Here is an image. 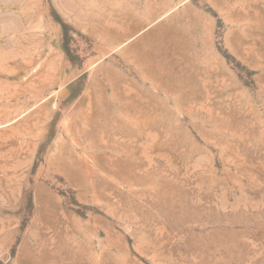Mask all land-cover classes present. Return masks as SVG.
I'll list each match as a JSON object with an SVG mask.
<instances>
[{
  "label": "rangeland",
  "instance_id": "374dc122",
  "mask_svg": "<svg viewBox=\"0 0 264 264\" xmlns=\"http://www.w3.org/2000/svg\"><path fill=\"white\" fill-rule=\"evenodd\" d=\"M0 264H264V0H0Z\"/></svg>",
  "mask_w": 264,
  "mask_h": 264
}]
</instances>
